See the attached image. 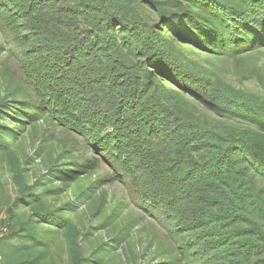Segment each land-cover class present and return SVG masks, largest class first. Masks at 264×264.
Here are the masks:
<instances>
[{
	"label": "trees",
	"instance_id": "trees-1",
	"mask_svg": "<svg viewBox=\"0 0 264 264\" xmlns=\"http://www.w3.org/2000/svg\"><path fill=\"white\" fill-rule=\"evenodd\" d=\"M263 58L264 0H0V264H264Z\"/></svg>",
	"mask_w": 264,
	"mask_h": 264
},
{
	"label": "rangeland",
	"instance_id": "rangeland-1",
	"mask_svg": "<svg viewBox=\"0 0 264 264\" xmlns=\"http://www.w3.org/2000/svg\"><path fill=\"white\" fill-rule=\"evenodd\" d=\"M263 60H264V58H263ZM35 164H39V161L38 160H36L35 161ZM8 188L10 189L11 187L10 186H8ZM65 197H67L68 199H70V195H68L67 193L65 194ZM84 206H80L79 208H78V212L81 214V215H84ZM96 235H98V234H96ZM95 238H97V236H95ZM117 264H120L118 261H117ZM122 264V263H121Z\"/></svg>",
	"mask_w": 264,
	"mask_h": 264
},
{
	"label": "built area",
	"instance_id": "built-area-1",
	"mask_svg": "<svg viewBox=\"0 0 264 264\" xmlns=\"http://www.w3.org/2000/svg\"><path fill=\"white\" fill-rule=\"evenodd\" d=\"M1 253V252H0Z\"/></svg>",
	"mask_w": 264,
	"mask_h": 264
}]
</instances>
